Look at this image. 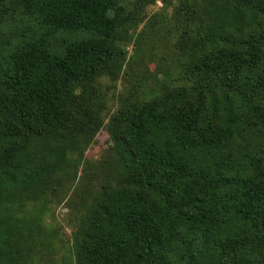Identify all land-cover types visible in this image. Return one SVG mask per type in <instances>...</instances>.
Returning a JSON list of instances; mask_svg holds the SVG:
<instances>
[{
    "label": "trees",
    "instance_id": "obj_1",
    "mask_svg": "<svg viewBox=\"0 0 264 264\" xmlns=\"http://www.w3.org/2000/svg\"><path fill=\"white\" fill-rule=\"evenodd\" d=\"M157 2L0 0V264H264V0Z\"/></svg>",
    "mask_w": 264,
    "mask_h": 264
},
{
    "label": "rangeland",
    "instance_id": "obj_2",
    "mask_svg": "<svg viewBox=\"0 0 264 264\" xmlns=\"http://www.w3.org/2000/svg\"><path fill=\"white\" fill-rule=\"evenodd\" d=\"M163 8V3L161 6L154 5L151 6L146 13V17L148 19H153L157 13H160V11ZM145 24V23H144ZM144 24L140 27V31L143 30ZM148 48H153L156 46L155 42L153 44H147ZM129 49V57L134 54V45H130L128 47ZM160 52H156V57H160ZM155 62L152 60V63H148V68L152 72L155 68ZM139 69V68H138ZM119 87H122V84H119ZM109 146V135L102 131L98 137L97 142L89 149L87 156L88 158H92L93 160H101L102 155L104 152L108 149ZM66 202V201H65ZM57 221H52L53 229L56 230L59 234V239L63 241V244H58L55 247L50 246L49 244L45 245L41 248V256L42 260H36L35 264H66L65 263V255L67 252L64 251L65 245L69 244L68 239L71 238L72 233V225L74 223L73 217L70 215V212L65 207V205H60L55 209ZM47 220L50 219V217L46 218ZM48 258L47 262H44L46 257Z\"/></svg>",
    "mask_w": 264,
    "mask_h": 264
},
{
    "label": "built area",
    "instance_id": "obj_3",
    "mask_svg": "<svg viewBox=\"0 0 264 264\" xmlns=\"http://www.w3.org/2000/svg\"><path fill=\"white\" fill-rule=\"evenodd\" d=\"M157 5H159V6L162 5L161 0H158Z\"/></svg>",
    "mask_w": 264,
    "mask_h": 264
}]
</instances>
